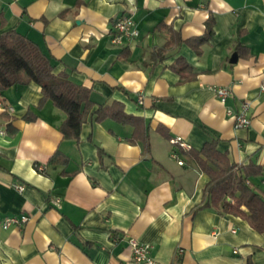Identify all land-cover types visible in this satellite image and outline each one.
Returning a JSON list of instances; mask_svg holds the SVG:
<instances>
[{
  "label": "crops",
  "instance_id": "1",
  "mask_svg": "<svg viewBox=\"0 0 264 264\" xmlns=\"http://www.w3.org/2000/svg\"><path fill=\"white\" fill-rule=\"evenodd\" d=\"M122 15L139 33L115 42ZM208 18L213 35L197 54L184 40L202 35ZM168 27L183 41L165 46ZM7 30L36 43L53 73L89 88L94 106L78 139L63 138L66 114L50 100L38 107L37 83L1 92L0 224L28 219L0 226V264H139L128 237L161 264H264V232L240 216L197 209L209 177L166 137L197 150L215 140L231 161L264 168V0H0V34ZM178 57L194 79L179 82ZM215 86L229 87L224 103ZM113 102L144 121L149 150L131 141L132 125L92 119ZM242 102L250 124L236 127L225 109ZM27 112L35 118L25 120ZM55 151L67 162L50 161ZM250 183L264 194V172Z\"/></svg>",
  "mask_w": 264,
  "mask_h": 264
},
{
  "label": "trees",
  "instance_id": "2",
  "mask_svg": "<svg viewBox=\"0 0 264 264\" xmlns=\"http://www.w3.org/2000/svg\"><path fill=\"white\" fill-rule=\"evenodd\" d=\"M169 40L165 46L178 44L183 41L178 32L168 27ZM213 35L212 19L208 18L205 32L196 37L186 39L194 51L199 54L200 47ZM160 49L156 50L160 53ZM178 74L179 82L192 80L195 73L192 66L184 58L178 57L172 65ZM37 83L41 88L38 107L50 100L54 106L66 114L60 125L63 138L78 139L81 125L94 106L90 99V90L86 86L72 82L65 73H53V65L38 45L25 35L15 30H7L0 34V95L12 85H24L29 82ZM94 121L112 118L122 124L133 126L131 141L141 140L145 150H149L147 126L136 116L124 112L122 104H99L91 112ZM35 118L32 112H27L24 119L31 121ZM10 131L14 128L7 124ZM168 140L171 136L166 135ZM99 154L102 150L98 149ZM186 154L196 164L197 168L209 177V182L203 190L202 202L197 207H209L221 214H233L245 219L258 232H264V194L258 192L250 183V178L264 172L262 166L256 164H237L230 160L227 153L220 152L216 141L205 142L197 150L189 148ZM68 158L55 151L50 157L52 162L66 163ZM38 170V164L35 166Z\"/></svg>",
  "mask_w": 264,
  "mask_h": 264
},
{
  "label": "built area",
  "instance_id": "3",
  "mask_svg": "<svg viewBox=\"0 0 264 264\" xmlns=\"http://www.w3.org/2000/svg\"><path fill=\"white\" fill-rule=\"evenodd\" d=\"M139 33L134 20L129 15H122L115 19L112 28V40L115 42H121L123 38L135 37ZM261 88L264 89V83L261 85ZM215 94L221 103H224L226 98L230 95L231 91L229 87L225 86H215ZM141 96L139 100L141 101ZM5 111H11V107H3ZM248 103L242 102L237 111H234L230 107H226L225 112L228 116H231L234 120L236 127H247L250 124V117L247 114ZM4 129L0 128V134H4ZM172 144H178L184 149H189L190 146L185 144L180 137L176 136L170 139ZM173 156L175 154L173 153ZM179 164H182V161H178ZM43 166L40 164L38 168L41 169ZM14 188L19 191H22L24 188L23 184L14 183L12 184ZM60 199L58 197L50 199L51 204L59 205ZM28 217L26 214L21 215H11L6 216L2 221L0 226L4 229L10 228L12 226L20 227L27 221ZM127 245L131 251L132 257L135 262L139 264H161L153 257L149 255V245L139 242L134 237H128ZM181 251V250H179Z\"/></svg>",
  "mask_w": 264,
  "mask_h": 264
},
{
  "label": "water",
  "instance_id": "4",
  "mask_svg": "<svg viewBox=\"0 0 264 264\" xmlns=\"http://www.w3.org/2000/svg\"><path fill=\"white\" fill-rule=\"evenodd\" d=\"M237 59V53L233 52V54L230 56V62H235Z\"/></svg>",
  "mask_w": 264,
  "mask_h": 264
}]
</instances>
